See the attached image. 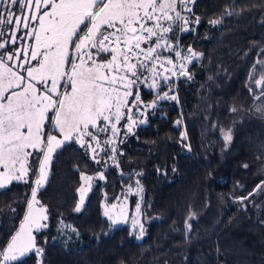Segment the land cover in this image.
Returning a JSON list of instances; mask_svg holds the SVG:
<instances>
[{
    "label": "trees",
    "instance_id": "1",
    "mask_svg": "<svg viewBox=\"0 0 264 264\" xmlns=\"http://www.w3.org/2000/svg\"><path fill=\"white\" fill-rule=\"evenodd\" d=\"M193 11L201 20L196 32L180 36L182 46L203 53L190 66L193 79L181 78L179 103L164 102L121 143L122 172L142 173L145 235L137 240L129 225L111 226L102 214V202H112L126 181L115 168L104 170L105 179L74 211L80 174L98 167L78 145H66L38 193L49 217V228L36 234L43 264H264V192L255 191L243 205L234 199L264 181V119L254 109L258 99L250 80L264 58V0H196ZM143 98L154 95L144 92ZM228 131L230 143L224 140ZM181 133L191 151L182 146ZM29 193L28 184L16 182L0 190V244L18 229ZM60 220L78 230L77 246L56 239ZM35 261L32 256L28 264Z\"/></svg>",
    "mask_w": 264,
    "mask_h": 264
},
{
    "label": "snow or ice",
    "instance_id": "2",
    "mask_svg": "<svg viewBox=\"0 0 264 264\" xmlns=\"http://www.w3.org/2000/svg\"><path fill=\"white\" fill-rule=\"evenodd\" d=\"M195 3L0 0V190L14 182L30 188L18 229L0 244V264H28L32 256L35 264H43L44 248L38 245L36 234L49 228V217L38 193L58 150L76 144L95 163H101L103 153L105 163L111 160L119 167L117 156L124 153L118 145L125 142L124 137L135 136L136 129L146 125L148 116L155 115L154 110L164 102L179 103L177 82L181 78L190 82L194 75L190 66L203 56L191 45L180 44L181 34L195 33L201 22L193 11ZM230 14L225 10V15ZM209 23L217 25L221 20ZM256 63L259 78H255L254 66L250 80L260 89L255 98L262 104L256 111L264 119V58ZM145 89L154 93L151 102L142 96ZM248 91L254 89L249 86ZM175 124L179 126L181 120ZM232 139L231 131L224 133L226 143ZM184 140L186 134L181 133L182 146L191 151ZM157 172L167 176L166 170L157 168ZM98 178L104 180V173ZM80 180L77 213L93 187L92 176L81 173ZM135 184L136 193L142 194L140 180ZM132 191L129 185L128 193ZM255 191L264 192V181L254 192L234 199L243 205ZM127 205L125 196L121 203L105 205L103 215L111 226L130 220L129 234L140 240L146 233L141 202L135 204L131 217ZM10 210L16 211L14 207ZM188 220L185 224L190 232ZM72 232L79 238L76 228Z\"/></svg>",
    "mask_w": 264,
    "mask_h": 264
},
{
    "label": "rangeland",
    "instance_id": "3",
    "mask_svg": "<svg viewBox=\"0 0 264 264\" xmlns=\"http://www.w3.org/2000/svg\"><path fill=\"white\" fill-rule=\"evenodd\" d=\"M181 44V43H180ZM182 46V45H181ZM259 71L256 72V77L255 78H259ZM255 86V85H254ZM255 90H256V93L257 95L259 94L260 92V89L257 88L255 86ZM144 92H149V90L145 89L143 92H142V96H143V93ZM153 93V92H152ZM154 95V93H153ZM154 99V98H153ZM153 99L151 100H148L146 102H151ZM262 104V101L261 100H257V103L255 105V110L257 109V106H260ZM128 137V136H127ZM127 137H124V140L127 138ZM130 137V136H129ZM128 137V138H129ZM118 148L122 150V147H121V144L118 145ZM89 156V155H88ZM101 156V163L100 164H97L95 163V161H93L90 156L89 158L94 162V164L98 167L97 171L94 173V174H88L90 176L93 177V180H92V185L96 182V181H101L99 178H98V174L100 172H103L104 173V170L108 169V168H115L118 170V172H120L122 174V176L124 178H126V181L124 183V186L122 188V190L118 193V197L120 198L119 201L117 200H113L112 202L110 203H107L105 201L102 202V214L104 212V206L105 205H111L112 203H121L123 202L125 196L127 197V200H128V205H127V209H128V215L129 217L133 216L134 213H135V204L137 202H141V208H142V213H141V218H142V221L144 222V225H145V214H144V203H143V200L141 201V195L143 196V193L142 194H137L136 193V184H135V181L138 179L140 180V186L143 188V185H142V182H141V175L137 176L136 173L137 171H133V170H129L127 172H122L121 170V167H116L113 163V161L111 160H107V162L105 163L104 161L106 160V157L104 156L103 153L100 154ZM123 158V156H117V161L119 162V165H120V160ZM86 174V173H85ZM82 181L79 185V187L82 185ZM129 185H132V188H133V191L132 193H128V186ZM78 187V188H79ZM77 188V189H78ZM79 193V192H78ZM30 194V193H29ZM88 194V193H87ZM86 194V196H87ZM86 196H85V199H86ZM30 198V197H29ZM79 199H80V194H79ZM79 203V202H78ZM119 209H117L118 211ZM105 217V216H104ZM60 221H63V220H60ZM59 221L58 223V227L56 229V239L63 243L66 247H74V246H77L78 244V238L76 237V235L72 232V228H74L70 223L68 222H65L63 221V224H61ZM110 224H111V221H109ZM121 225H125V224H120V225H116V226H121ZM126 225H129L130 228H131V223H130V220H129V223H126ZM115 227V226H114ZM71 238L70 240H68L67 244L64 243L65 239L66 238Z\"/></svg>",
    "mask_w": 264,
    "mask_h": 264
}]
</instances>
